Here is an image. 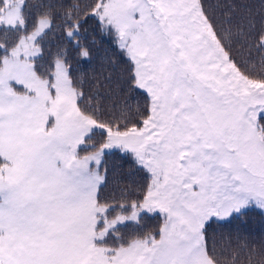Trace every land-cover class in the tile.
<instances>
[{
    "label": "snow or ice",
    "instance_id": "6c2138e0",
    "mask_svg": "<svg viewBox=\"0 0 264 264\" xmlns=\"http://www.w3.org/2000/svg\"><path fill=\"white\" fill-rule=\"evenodd\" d=\"M27 7L0 0V264H220L212 218L264 209V12L244 4L238 16L220 0H94L91 14L128 57V90L145 97L105 114L62 51L40 63L56 5L38 6L31 31ZM77 9L66 13L69 39ZM234 50L259 55L260 72L242 71ZM109 149L146 170L140 198L102 202ZM145 213L163 216L158 230L125 238L119 226ZM248 264H264V242Z\"/></svg>",
    "mask_w": 264,
    "mask_h": 264
},
{
    "label": "trees",
    "instance_id": "16d2710c",
    "mask_svg": "<svg viewBox=\"0 0 264 264\" xmlns=\"http://www.w3.org/2000/svg\"><path fill=\"white\" fill-rule=\"evenodd\" d=\"M94 0H27L26 9L27 29L32 30L41 9L40 5L55 4V18L50 30H46L42 40L43 59L42 65L58 52L62 51L69 67L70 75L74 80L82 81L84 90L90 97L95 94L92 103L96 104L103 113L117 111L125 104L135 110L144 104L145 97L142 90L129 91L126 83L129 60L119 48L114 36L108 32L88 6ZM215 4L218 0H210ZM221 3H235L237 15H247L240 5H250L253 15L259 18L261 0H220ZM79 5V28L77 35L66 38L65 33L70 25L66 22V13L73 12V6ZM11 38V35H10ZM86 49L90 55L82 57L79 53ZM233 55L242 71L259 73L260 56L249 60L247 54ZM114 105L116 106L114 108ZM105 118L104 116L101 117ZM101 138L98 131L93 137V142ZM84 151L81 152V155ZM107 173V183L101 190L102 202L117 203L125 198L137 199L143 194L148 182V174L133 161L130 153L119 149L108 150L103 158L101 172ZM119 211V209H116ZM114 211L112 215L114 216ZM161 219L157 214L145 213L139 224L126 222L119 226L120 233L125 238L153 232L161 226ZM209 247L215 248V255L220 264H248L250 248H259L264 242V210L256 206H248L240 213H234L224 220H211L207 226ZM248 245V247H245ZM259 260L260 257H254Z\"/></svg>",
    "mask_w": 264,
    "mask_h": 264
},
{
    "label": "rangeland",
    "instance_id": "374dc122",
    "mask_svg": "<svg viewBox=\"0 0 264 264\" xmlns=\"http://www.w3.org/2000/svg\"><path fill=\"white\" fill-rule=\"evenodd\" d=\"M107 31L110 32V33L114 36L115 40L117 41L115 32L112 31V30H107ZM109 150H112V149H109ZM106 151H108V150H106ZM250 206H256V207L260 208L259 206L255 205V204L250 205ZM260 209H261V208H260ZM262 210H264V209H262ZM157 215L159 216V218L161 219V222L163 223V216H162L161 214H157ZM226 218H227V217H226ZM226 218L221 219V218H215V217H214V218H212V220H213V219H215V220H224V219H226Z\"/></svg>",
    "mask_w": 264,
    "mask_h": 264
}]
</instances>
